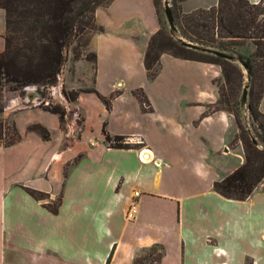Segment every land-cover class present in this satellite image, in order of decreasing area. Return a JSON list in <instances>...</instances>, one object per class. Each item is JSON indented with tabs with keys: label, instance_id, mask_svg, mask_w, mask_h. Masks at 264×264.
Masks as SVG:
<instances>
[{
	"label": "crops",
	"instance_id": "0c3cea01",
	"mask_svg": "<svg viewBox=\"0 0 264 264\" xmlns=\"http://www.w3.org/2000/svg\"><path fill=\"white\" fill-rule=\"evenodd\" d=\"M218 2L183 0L180 10ZM95 15L103 30L92 38V84L74 102L80 121L61 123L34 88L9 107L21 139L0 142V264H134L154 245L163 247L158 264H264V203L254 204L264 178L245 200L214 189L244 162L233 117L215 108L221 65L163 52L149 79L144 55L162 27L155 1L111 0ZM5 33L0 7V53ZM103 129L132 147H110Z\"/></svg>",
	"mask_w": 264,
	"mask_h": 264
},
{
	"label": "trees",
	"instance_id": "16d2710c",
	"mask_svg": "<svg viewBox=\"0 0 264 264\" xmlns=\"http://www.w3.org/2000/svg\"><path fill=\"white\" fill-rule=\"evenodd\" d=\"M17 0H6L0 3V7L6 12V33L10 29L12 16L16 13ZM75 0H28L27 6L20 12L30 25L33 33L26 36L25 43L12 49V41L5 33V48L0 53V78L14 83L18 89L29 85L48 87L57 82L61 66L64 62L63 48L69 37L72 35L73 24L72 15L74 11L72 3ZM111 0H105L108 4ZM158 6L159 0H154ZM174 4L183 0H173ZM254 4L249 0H219L216 6L208 9H196L190 13H184L181 18L180 28L182 36L188 41L206 48H212L228 53L229 48L235 43L224 42L217 39L229 38L231 40L241 38L263 39L264 36L252 35V24H254L255 14L259 15L261 3ZM90 2L86 3L87 6ZM98 2L96 7L101 6ZM103 4V5H105ZM15 7V9H14ZM255 9V10H251ZM249 15V19L246 17ZM98 26L96 32L102 31ZM259 37V38H258ZM20 44V43H19ZM256 51L249 57H239L248 70L250 90L248 96L252 97L247 102V107L251 118L258 122L259 128L264 131V113L259 110V101L264 93V42H256ZM163 52L184 58L195 59L205 62L218 63L222 67V78L224 85L217 82L220 91V98L215 105L217 109L231 112L233 105L239 106L240 102L234 100L233 82L237 78V85H241L244 74L240 67L228 59L203 52L183 45L182 39L174 38L172 34L165 33L159 29L154 33L144 55V64L149 79H154L160 67V56ZM93 64L96 62V54L92 53ZM233 74L236 75L234 78ZM226 84V85H225ZM229 86V91H226ZM79 92L69 94L64 91V95L70 102L76 101ZM143 108H149V101L141 90L135 91ZM42 99H47L45 92L41 93ZM107 107L110 106L111 97H101ZM226 103L228 107L223 106ZM46 110L58 114L61 123L65 122V110L59 105L45 106ZM237 121V119H236ZM239 127H242L238 121ZM30 130L37 131L44 139L50 137L49 131L40 124H33ZM242 141L246 149L245 160L231 173L214 183V189L226 198L245 200L249 198L264 178V149H259L254 143L256 136H250L248 130L242 128ZM105 140L110 147L129 148L132 147L121 135L111 136L103 129ZM264 142V134H259ZM21 139V135L13 121L8 122L0 119V142L4 146H10ZM27 192L37 199L47 197V194L33 188H26ZM52 212H57L56 207H49ZM158 249V252L150 253L148 256L134 259V264H158L163 247L154 245L149 250ZM147 264V263H146Z\"/></svg>",
	"mask_w": 264,
	"mask_h": 264
},
{
	"label": "rangeland",
	"instance_id": "374dc122",
	"mask_svg": "<svg viewBox=\"0 0 264 264\" xmlns=\"http://www.w3.org/2000/svg\"><path fill=\"white\" fill-rule=\"evenodd\" d=\"M6 0H0V3H4ZM105 0H75L72 3L73 12L70 14L72 15V24H73V30L72 35L69 37L66 45L63 48V55H64V62L61 66L60 73L57 79V82L53 85H50L48 87L44 86H37V85H29L25 87H20L18 89H15L17 86L12 83L6 81L4 78H0V119L4 121L11 122L13 121L11 118V105L14 100L17 99L18 96L23 97L27 93V88H34L38 90L40 93L45 92L47 99L50 100L51 104L59 105L61 106L67 116V118L71 119L73 117L76 118V121H80V115L81 113L76 109L74 106V102H70L66 96L64 95V91L68 92L69 94H73L76 92H79L82 89H86L91 86L92 79H93V72H94V64L92 60V53L94 52L92 47V38L97 33L96 30L98 28L99 23L96 20V5L98 2H104ZM164 1L165 0H159L158 4V10L161 16V22L162 27L161 29L167 33L172 34V36L176 38H181L185 41H188L187 38L182 36L180 23L181 18L184 13L180 10V4L177 2L174 4L173 0H168L169 4L171 5V9L174 16L175 25L177 27V32L174 33L170 25L167 21L166 15L164 13ZM90 2L87 6L86 3ZM28 0H17L14 2L16 5L15 15L12 16V23L10 25V29L6 33V36L8 39H10L12 42V49L14 50L16 46L23 45L26 39V36L30 33H33L31 30V23L20 14V12L23 11L24 7L27 6ZM105 4V3H103ZM102 4V5H103ZM255 10V9H251ZM259 10H262V13L259 15L255 14L254 17V24L252 28V35L254 36H264V0L261 3V6ZM246 17L249 19V15L246 14ZM217 39H221L224 42L228 43H235L232 45L229 49V54L235 56L237 61H233L236 65L240 67L244 74V80L241 85H237L236 82L238 81L237 78L233 82L234 87V100L240 102L241 105L235 106L233 105V109H231V116L233 117L237 129L236 138L233 141V146L236 147L239 146L238 149H236V152L238 154H242L244 160H245V153L246 149L243 144V131L248 130L250 136H256L255 140L257 141V147L259 149H264V142L261 140V137L258 136L259 134H264V131L259 128L258 122H255L249 113L247 102L252 100L251 96H248L247 94V101L246 104H242L241 99L243 95V89L247 82L248 77V70L241 62V59L239 57H249L256 51V42H264L263 39H252V38H241V39H235L231 40L229 38H220L217 34H215ZM190 42V41H189ZM20 43V44H19ZM234 78L236 77L235 74H233ZM220 84L224 85V80L221 76V78L217 79ZM226 85V84H225ZM250 85V81H249ZM250 90V87L248 89V92ZM226 91H229V86H226ZM43 109L45 108V105L42 103H39ZM223 106L226 108L228 105L226 103H223ZM66 118V119H67ZM238 123L242 126L239 127ZM261 184V183H260ZM258 185V187L260 186ZM260 193V192H259ZM256 205H260L264 203V189L263 193L261 195V198L254 199ZM58 202V198L54 199L50 204L52 206H55ZM158 252V249L149 250L144 249L142 250L138 255L139 257H145L148 256L150 253ZM148 264V261L145 262V264Z\"/></svg>",
	"mask_w": 264,
	"mask_h": 264
},
{
	"label": "water",
	"instance_id": "95a60500",
	"mask_svg": "<svg viewBox=\"0 0 264 264\" xmlns=\"http://www.w3.org/2000/svg\"><path fill=\"white\" fill-rule=\"evenodd\" d=\"M164 13L166 15V18H167V21H168V23L170 25L171 30L174 33H176L177 32V27L175 25L173 12H172L171 5L169 4L168 0L164 1ZM182 43H183V45H185L187 47H190V48H194V49H197V50H200V51H203V52L211 53V54H214L216 56L228 59L230 61H237L235 56H233V55H231L229 53L220 51V50H215V49H212V48H206V47L200 46L198 44H194L192 42L185 41L183 39H182ZM248 89H249V75L247 77V82H246V84L244 86L243 95H242V99H241V102L244 105L246 104V101H247ZM254 143L257 144V141L254 140Z\"/></svg>",
	"mask_w": 264,
	"mask_h": 264
},
{
	"label": "built area",
	"instance_id": "2783aa9c",
	"mask_svg": "<svg viewBox=\"0 0 264 264\" xmlns=\"http://www.w3.org/2000/svg\"><path fill=\"white\" fill-rule=\"evenodd\" d=\"M41 103L42 104H44L45 106H48V105H50V100L49 99H45V100H43V99H41ZM146 159L147 157L146 156H142L141 155V159ZM139 194V192H135V195L137 196ZM133 208V207H132ZM130 217L132 216V214L129 212V214H128Z\"/></svg>",
	"mask_w": 264,
	"mask_h": 264
}]
</instances>
